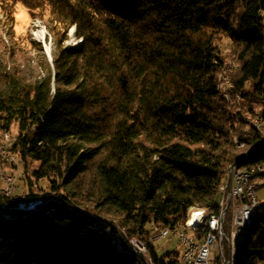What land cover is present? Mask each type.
I'll return each instance as SVG.
<instances>
[{
	"label": "trees",
	"instance_id": "16d2710c",
	"mask_svg": "<svg viewBox=\"0 0 264 264\" xmlns=\"http://www.w3.org/2000/svg\"><path fill=\"white\" fill-rule=\"evenodd\" d=\"M19 1L36 17L48 11L57 49L53 72L31 82L0 70V132L15 125L22 169L38 163L22 198L0 193V264H145L122 230L145 239L191 207L216 211L229 165L264 162L249 121H264V0H0V9L12 17ZM70 27L79 47L63 45ZM222 36L238 61L231 88L245 109L235 114L220 99ZM16 164L2 161L13 176ZM31 175L51 191L34 192ZM167 255L157 264H180L178 250ZM239 264H264L262 204Z\"/></svg>",
	"mask_w": 264,
	"mask_h": 264
},
{
	"label": "rangeland",
	"instance_id": "374dc122",
	"mask_svg": "<svg viewBox=\"0 0 264 264\" xmlns=\"http://www.w3.org/2000/svg\"><path fill=\"white\" fill-rule=\"evenodd\" d=\"M13 8L12 17H7L0 9V70L2 72H15L24 77L26 81L31 82L46 75L48 71L53 72L52 63L57 48L49 29L50 24H47L48 11L45 12L44 18H39L32 14L31 10L21 1L17 2ZM216 44L217 52L225 57V62L217 75L220 99L234 114L243 112L245 109L243 98L241 94L232 92L231 88L232 77L238 67V61L233 54L234 49L225 36L217 40ZM63 45L66 48H76L81 45V39L76 36L73 27L68 29L67 39ZM255 119L260 121H255ZM249 121L258 132L262 131L260 133L264 136V121L260 115L254 116ZM254 122L256 124L260 123V131L254 126ZM11 129L12 132L10 133L15 136L17 127L13 125ZM235 140H237L236 137ZM241 147L247 150L246 146L242 145ZM17 164H19L18 160ZM18 167V169H14L16 179L13 195L17 198H22L28 189L27 182H25L26 178L24 177L31 173L32 168L38 167V163L31 162L28 170L22 169L20 164ZM31 178L34 180L32 175ZM258 181L256 198L260 204L264 205V176L259 177ZM49 184L47 179L34 180L33 190L39 194L44 191L49 192L51 191ZM0 186H4L2 181H0ZM55 193L58 192L56 191ZM21 204L23 203L21 202ZM181 249L178 236L171 233L165 238H159L155 241L156 258H163L166 262L170 260L167 254H173L175 250L180 252ZM215 253V250L212 249L210 255L211 264H215L213 262Z\"/></svg>",
	"mask_w": 264,
	"mask_h": 264
},
{
	"label": "built area",
	"instance_id": "2783aa9c",
	"mask_svg": "<svg viewBox=\"0 0 264 264\" xmlns=\"http://www.w3.org/2000/svg\"><path fill=\"white\" fill-rule=\"evenodd\" d=\"M259 119H255L258 121ZM260 121V120H259ZM258 124L254 126L258 129ZM264 137V136H263ZM0 138H7V145L0 147V180L4 186H0V193L6 196L13 194L15 176H5L2 169V161L17 163V155L11 149L16 137L8 132H0ZM235 163V162H234ZM264 176V162H260V171H250L249 174L233 176V171L226 173V183L221 191L220 206L213 214L204 219L201 227H197L194 233L182 231V224L177 226V236L181 243L180 262L183 264H211L210 255L215 250L213 262L215 264H231L230 251L238 240V225L243 222L245 212L252 207L253 203H259L256 198L258 178ZM39 202L34 200L29 206ZM184 224H189L185 222ZM130 249L138 250L141 259L147 264L146 255L141 249L136 236H127L122 230ZM166 237V230H160L158 234L151 235L152 241Z\"/></svg>",
	"mask_w": 264,
	"mask_h": 264
},
{
	"label": "bare ground",
	"instance_id": "6f19581e",
	"mask_svg": "<svg viewBox=\"0 0 264 264\" xmlns=\"http://www.w3.org/2000/svg\"><path fill=\"white\" fill-rule=\"evenodd\" d=\"M258 129L259 131L261 130L260 124L258 125ZM260 132L262 133V131ZM8 134H11V133L8 132ZM6 145H7V138H0V147H4ZM242 145L244 146L245 143L240 144V146ZM14 155H17V154L14 152ZM4 162L13 164L12 161H4ZM230 165H231V171H233V176H242V174H249V170L250 171H260V163L240 165L238 161H235V163H232ZM230 165L228 167L227 172H230ZM2 169H3V165H2ZM5 176H13V175H9L5 173ZM225 183H226V174L218 187L217 206H220L221 191H223L225 187ZM260 207H261L260 203H253L252 207H250V209L245 212L243 222L238 225V240L233 245L232 250L230 251L231 264H239L240 256L248 246L249 237L251 235V231L258 217ZM212 214H213V211L209 212L204 208L191 207L187 213L186 220L183 223H181L182 231L187 232V233H194L197 227L202 226L203 220L209 218ZM188 221H189V224H184L185 222H188ZM161 230H166V236L169 235L170 233L172 235L177 234V226L174 228L166 227ZM262 236H263L262 232H257L255 238L260 239ZM137 240L140 242L141 249L143 250V253L146 255L148 263L157 264L158 259L156 258L155 253H153L150 247L148 246V244L150 246H155V243L154 241H152L151 236L145 239H141L137 237ZM131 251L141 258V255L139 254L138 250L131 249ZM143 261L145 262V264H147L145 260ZM180 264H183V262H180Z\"/></svg>",
	"mask_w": 264,
	"mask_h": 264
},
{
	"label": "water",
	"instance_id": "95a60500",
	"mask_svg": "<svg viewBox=\"0 0 264 264\" xmlns=\"http://www.w3.org/2000/svg\"><path fill=\"white\" fill-rule=\"evenodd\" d=\"M238 161V160H237Z\"/></svg>",
	"mask_w": 264,
	"mask_h": 264
}]
</instances>
